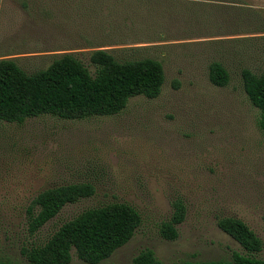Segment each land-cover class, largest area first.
<instances>
[{
	"label": "rangeland",
	"instance_id": "1",
	"mask_svg": "<svg viewBox=\"0 0 264 264\" xmlns=\"http://www.w3.org/2000/svg\"><path fill=\"white\" fill-rule=\"evenodd\" d=\"M26 1L24 9L21 0H0V58L32 72L74 52L94 72L90 50L113 49L118 60H159L164 82L157 97H131L115 115L0 120V261L27 264L25 252L65 221L112 202L134 207L141 223L96 264H132L144 250L161 264L231 261L234 253L264 259V133L240 76L242 68L264 72V12L239 20L219 8L214 17L192 16L204 7L193 5L198 0H107L95 12L74 9L72 0ZM76 1L85 7L94 0ZM47 7L55 14L48 25L39 14ZM214 60L229 73L225 86L209 80ZM77 182H90L94 194L31 232L27 208L36 195ZM176 201L185 215L177 236L167 239L161 227ZM222 217L242 220L261 240L260 251L249 253L225 233L217 224ZM70 255L69 264H91L74 248Z\"/></svg>",
	"mask_w": 264,
	"mask_h": 264
},
{
	"label": "trees",
	"instance_id": "2",
	"mask_svg": "<svg viewBox=\"0 0 264 264\" xmlns=\"http://www.w3.org/2000/svg\"><path fill=\"white\" fill-rule=\"evenodd\" d=\"M103 1L107 0H94L90 6L86 2L84 7L83 1L72 0V7L82 12L90 9V12H95ZM205 1L211 0L194 2L193 5L204 7L195 9L190 15L210 14L211 17L213 9L218 11V8L222 12L231 10L239 20L261 15V11L248 7L244 0H213L217 3L209 5ZM20 3L24 9L29 6L26 0ZM209 6L212 7L211 11L208 10ZM39 14L46 25L49 24L48 19L55 18L48 7L47 10L39 9ZM177 16L182 15H173L174 18ZM64 19L73 21L71 14H66ZM253 30L261 29L255 26ZM233 31L228 29L226 33ZM110 50L113 49L90 50L88 59L95 68L94 72L74 52L56 54L47 67L32 72L21 68L14 58H0V120L21 123L27 118L44 114L62 119L115 115L126 107L131 97L141 95L155 98L160 94L164 68L159 60L152 57L118 60ZM240 76L250 103L258 110L257 124L264 133V72L257 74L249 68H242ZM229 78L222 62L214 60L210 63L209 80L214 85L225 86ZM94 192L90 182L62 184L39 192L27 208L29 230L37 231L65 205L90 197ZM174 207L172 218L161 227V234L167 239L177 236L176 225L183 221L185 215L182 201H176ZM140 223V214L127 203L112 202L87 208L65 221L44 244L26 251L27 264H69L72 248L81 260L99 263L125 245ZM217 224L249 253L260 251L261 240L242 220L222 217ZM0 264L15 263L0 261ZM132 264L161 263L151 250H144L132 260ZM175 264H264V259L234 253L231 261H183Z\"/></svg>",
	"mask_w": 264,
	"mask_h": 264
},
{
	"label": "crops",
	"instance_id": "3",
	"mask_svg": "<svg viewBox=\"0 0 264 264\" xmlns=\"http://www.w3.org/2000/svg\"><path fill=\"white\" fill-rule=\"evenodd\" d=\"M248 7L257 9L261 11V15L263 14L264 10V0H244Z\"/></svg>",
	"mask_w": 264,
	"mask_h": 264
}]
</instances>
